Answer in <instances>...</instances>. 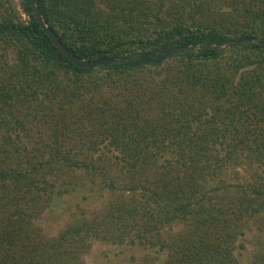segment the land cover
I'll use <instances>...</instances> for the list:
<instances>
[{
    "label": "trees",
    "instance_id": "obj_1",
    "mask_svg": "<svg viewBox=\"0 0 264 264\" xmlns=\"http://www.w3.org/2000/svg\"><path fill=\"white\" fill-rule=\"evenodd\" d=\"M38 3L75 55L118 61L75 66L30 0H0V264H87L95 241L238 264L264 225V46L237 39L264 40V0ZM78 178L106 200L48 234L40 217Z\"/></svg>",
    "mask_w": 264,
    "mask_h": 264
},
{
    "label": "rangeland",
    "instance_id": "obj_2",
    "mask_svg": "<svg viewBox=\"0 0 264 264\" xmlns=\"http://www.w3.org/2000/svg\"><path fill=\"white\" fill-rule=\"evenodd\" d=\"M64 187L68 190L55 199L39 219L41 226L50 235L57 233L65 225L72 212L81 208L90 213L96 210V207L100 206L108 196L106 189L96 179L91 181L78 178L71 180V183ZM242 243L243 249L237 250L238 264H254V253L264 245V225L252 226L242 238ZM146 255L154 257L156 264H165V253H157L155 248L138 243L117 245L95 241L84 257L87 264H136Z\"/></svg>",
    "mask_w": 264,
    "mask_h": 264
},
{
    "label": "water",
    "instance_id": "obj_3",
    "mask_svg": "<svg viewBox=\"0 0 264 264\" xmlns=\"http://www.w3.org/2000/svg\"><path fill=\"white\" fill-rule=\"evenodd\" d=\"M34 16L39 23L40 27L43 29V31L48 35L52 43L57 47V49L64 55L66 59H68L71 63H73L75 66L80 67V68H94L100 65H110L111 63L118 61L115 58H101V59H95V60H85L77 55L68 48L58 39V36L54 33V31L44 22L41 11L39 8V3L38 0H30ZM237 42H257L260 45L264 46V40H259L255 37L252 36H245V37H240L237 39ZM189 48L188 46H182V47H176L175 49H167L164 51L162 54L155 56V57H150V56H144L136 60H125L122 61L123 66L127 67H138L139 65L142 64H147V63H161L164 60H166L172 53L176 52L178 49H186Z\"/></svg>",
    "mask_w": 264,
    "mask_h": 264
}]
</instances>
